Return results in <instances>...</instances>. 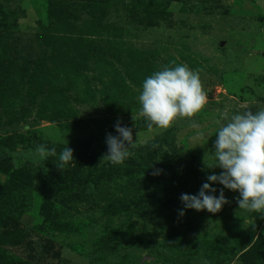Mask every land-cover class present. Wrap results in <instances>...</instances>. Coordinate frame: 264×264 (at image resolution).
Masks as SVG:
<instances>
[{"label": "rangeland", "instance_id": "1", "mask_svg": "<svg viewBox=\"0 0 264 264\" xmlns=\"http://www.w3.org/2000/svg\"><path fill=\"white\" fill-rule=\"evenodd\" d=\"M180 64L208 96L199 127L150 132L142 82ZM260 107L264 0H0V264H264V216L238 192L212 184L216 214L180 199L223 171L205 166L216 122ZM118 120L137 140L123 165L101 160ZM41 144L57 156L38 162ZM66 146L91 161L58 170Z\"/></svg>", "mask_w": 264, "mask_h": 264}, {"label": "clouds", "instance_id": "2", "mask_svg": "<svg viewBox=\"0 0 264 264\" xmlns=\"http://www.w3.org/2000/svg\"><path fill=\"white\" fill-rule=\"evenodd\" d=\"M207 102L208 96L198 71L184 64L165 66L142 82L138 115L144 118L150 132L154 128L168 130L183 119L192 121L191 126L198 128L195 118ZM136 118L132 114L134 122ZM216 123L219 127L212 152L216 163L211 167L205 163V166L218 167L223 171L220 175H208V182L203 183L197 195L181 194L184 208L216 214L229 203L223 190L226 188L239 193L236 200L239 210L264 216V107L257 108L255 112L247 110L236 113ZM115 131L118 135L106 136L108 150L101 160L123 165L130 157L131 149L137 146V140H133L132 129L122 127L119 120ZM31 154L38 162H47L50 157L57 156L55 148L49 149L43 144L38 145ZM54 164L62 172L68 166H76L73 150L64 147ZM216 183L223 185L219 196L215 195L217 189L211 186ZM184 214L183 210L179 211L181 217Z\"/></svg>", "mask_w": 264, "mask_h": 264}, {"label": "trees", "instance_id": "3", "mask_svg": "<svg viewBox=\"0 0 264 264\" xmlns=\"http://www.w3.org/2000/svg\"><path fill=\"white\" fill-rule=\"evenodd\" d=\"M167 140V137L166 136H159L158 138H156L154 141H150L148 142V144L142 146V147H139L135 152L138 153V158L136 161L138 162H141V160H143V157L144 155L147 154L148 156V162L149 163H152L154 162L155 160V156H156V152L158 149L161 148V146L165 143V141ZM91 161V159H86V160H81L80 162L79 161H76V166L78 165H85L87 164V162ZM163 172H160V180H165V177Z\"/></svg>", "mask_w": 264, "mask_h": 264}]
</instances>
